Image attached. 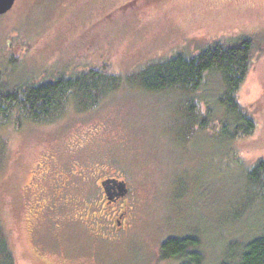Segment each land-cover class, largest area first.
Returning <instances> with one entry per match:
<instances>
[{"label": "rangeland", "instance_id": "1", "mask_svg": "<svg viewBox=\"0 0 264 264\" xmlns=\"http://www.w3.org/2000/svg\"><path fill=\"white\" fill-rule=\"evenodd\" d=\"M238 39L252 41L236 94L256 124L250 136L228 137L235 118L217 72L193 93L124 80L87 112L0 125V224L15 264H180L160 260V247L188 236L202 264L234 263L264 236V201L247 181L264 161V0H15L0 15L8 90L88 69L124 78ZM105 169L130 189L131 226L115 236L89 223Z\"/></svg>", "mask_w": 264, "mask_h": 264}, {"label": "trees", "instance_id": "2", "mask_svg": "<svg viewBox=\"0 0 264 264\" xmlns=\"http://www.w3.org/2000/svg\"><path fill=\"white\" fill-rule=\"evenodd\" d=\"M251 56V39H238L211 45L194 57L179 54L148 64L124 78L107 73L103 68L88 69L70 76L60 75L51 80L23 83L12 90H8L0 78V125L9 122L16 125L20 118L47 125L58 120L70 107L78 113L87 112L121 88L124 80L152 93L173 90L193 93L201 87L206 74L217 72L224 85L220 103L235 118L234 131L229 132L228 137L250 136L256 124L238 103L236 94L249 71ZM247 181L264 201V161H258L248 172ZM198 247V239L192 236L168 238L160 247L159 257L162 261L177 260L180 264H202L203 256ZM0 264H15L2 224ZM221 264H264V236L246 242L236 262Z\"/></svg>", "mask_w": 264, "mask_h": 264}, {"label": "flooded vegetation", "instance_id": "3", "mask_svg": "<svg viewBox=\"0 0 264 264\" xmlns=\"http://www.w3.org/2000/svg\"><path fill=\"white\" fill-rule=\"evenodd\" d=\"M73 177L76 178L73 174H70L64 183L69 185L72 183ZM111 181L115 182L112 183ZM121 183L124 184L122 191L119 190ZM93 188L98 192L100 200L97 203L94 202L95 204L92 201L90 203L91 206L87 208L88 212L94 211L89 223L94 224L95 230L105 229L107 231L106 233L110 236H115L124 231L127 232L131 226V218H127L128 212L132 211V206L128 203L130 189L127 182L117 174L114 175L113 172L109 173L105 169L95 179ZM62 190H64L63 186L57 192L60 198H62V201L66 203ZM78 218L82 219V217Z\"/></svg>", "mask_w": 264, "mask_h": 264}, {"label": "water", "instance_id": "4", "mask_svg": "<svg viewBox=\"0 0 264 264\" xmlns=\"http://www.w3.org/2000/svg\"><path fill=\"white\" fill-rule=\"evenodd\" d=\"M15 0H0V15L5 14L13 7ZM112 183L115 181H111ZM124 184L121 183L119 190L122 191Z\"/></svg>", "mask_w": 264, "mask_h": 264}]
</instances>
